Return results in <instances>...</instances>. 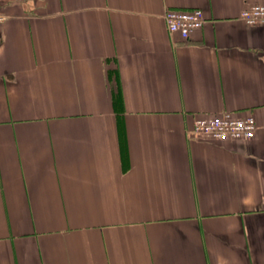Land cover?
Masks as SVG:
<instances>
[{
  "label": "crops",
  "instance_id": "obj_1",
  "mask_svg": "<svg viewBox=\"0 0 264 264\" xmlns=\"http://www.w3.org/2000/svg\"><path fill=\"white\" fill-rule=\"evenodd\" d=\"M256 2L0 0V264H264ZM224 110L255 136L194 135Z\"/></svg>",
  "mask_w": 264,
  "mask_h": 264
},
{
  "label": "built area",
  "instance_id": "obj_2",
  "mask_svg": "<svg viewBox=\"0 0 264 264\" xmlns=\"http://www.w3.org/2000/svg\"><path fill=\"white\" fill-rule=\"evenodd\" d=\"M240 17L248 24L264 23V3L256 2L242 9ZM168 30L179 33L187 40L191 32L201 28L206 20L201 8H168L164 15ZM258 128L256 117L252 113L240 114L230 110L199 117L196 119L193 133L197 137L228 140L250 139Z\"/></svg>",
  "mask_w": 264,
  "mask_h": 264
}]
</instances>
